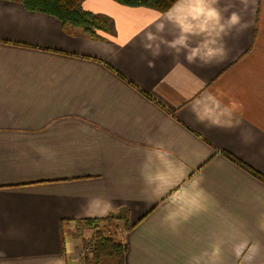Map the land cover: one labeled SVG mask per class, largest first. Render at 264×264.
I'll return each instance as SVG.
<instances>
[{"label": "crops", "instance_id": "1", "mask_svg": "<svg viewBox=\"0 0 264 264\" xmlns=\"http://www.w3.org/2000/svg\"><path fill=\"white\" fill-rule=\"evenodd\" d=\"M83 7L114 32L0 0V264L124 207L125 264H264V0Z\"/></svg>", "mask_w": 264, "mask_h": 264}, {"label": "trees", "instance_id": "2", "mask_svg": "<svg viewBox=\"0 0 264 264\" xmlns=\"http://www.w3.org/2000/svg\"><path fill=\"white\" fill-rule=\"evenodd\" d=\"M22 3L30 11L41 12L58 18L63 25L72 28H80L93 39L102 40L100 32L112 34L115 26L111 18L101 14H95L83 7L85 0H5ZM120 4L133 7H148L161 13L168 12L178 0H116ZM245 167V165H243ZM250 170L257 178L264 181V177L258 172ZM90 226L100 222H117V229L113 232L108 230L105 233L101 230L95 231L92 243L87 244L84 249L89 248L85 253L84 264H125L127 243L121 239L120 234L129 232L135 228L131 223L130 210L127 207L116 213H111L102 219H85ZM120 228V229H119ZM84 251V250H83Z\"/></svg>", "mask_w": 264, "mask_h": 264}, {"label": "rangeland", "instance_id": "3", "mask_svg": "<svg viewBox=\"0 0 264 264\" xmlns=\"http://www.w3.org/2000/svg\"><path fill=\"white\" fill-rule=\"evenodd\" d=\"M117 222H113V225H110L109 222H100L93 227L88 225L86 222H76L73 225L74 232L73 237L75 242L77 243L76 253L78 255V261L80 264H84V257L81 256L83 253L82 251L85 250L84 247L92 243L93 241V235L95 231H103L105 233H109L108 230H112L113 232L117 229L116 224ZM120 229V228H119ZM122 234H120V237L122 239Z\"/></svg>", "mask_w": 264, "mask_h": 264}, {"label": "clouds", "instance_id": "4", "mask_svg": "<svg viewBox=\"0 0 264 264\" xmlns=\"http://www.w3.org/2000/svg\"><path fill=\"white\" fill-rule=\"evenodd\" d=\"M210 15H213V16H216L218 15V13L216 11H212L210 13ZM230 21L232 24H236L239 22V17L236 15V14H233L231 17H230Z\"/></svg>", "mask_w": 264, "mask_h": 264}, {"label": "built area", "instance_id": "5", "mask_svg": "<svg viewBox=\"0 0 264 264\" xmlns=\"http://www.w3.org/2000/svg\"><path fill=\"white\" fill-rule=\"evenodd\" d=\"M88 250H89V248H87L84 251H82L83 253L81 254V256L85 258V253L88 252Z\"/></svg>", "mask_w": 264, "mask_h": 264}]
</instances>
